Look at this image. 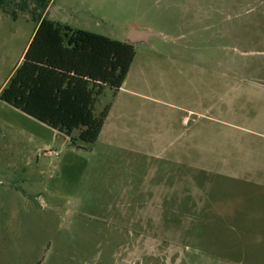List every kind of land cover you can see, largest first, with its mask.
<instances>
[{"label":"rangeland","instance_id":"374dc122","mask_svg":"<svg viewBox=\"0 0 264 264\" xmlns=\"http://www.w3.org/2000/svg\"><path fill=\"white\" fill-rule=\"evenodd\" d=\"M22 1L4 0L16 20L0 8V85L37 26ZM48 13L122 42L160 35L136 47L129 85L149 98L148 132L163 120L173 136L159 158L109 157L0 99V264H264V0H52Z\"/></svg>","mask_w":264,"mask_h":264},{"label":"trees","instance_id":"16d2710c","mask_svg":"<svg viewBox=\"0 0 264 264\" xmlns=\"http://www.w3.org/2000/svg\"><path fill=\"white\" fill-rule=\"evenodd\" d=\"M51 2L22 1L23 13L32 4L30 14L38 28L0 99L71 138L73 146L79 142L92 146L111 110L108 104L97 114L96 104L107 89L116 93L123 87L136 47L50 19ZM0 8L18 19L17 11L8 9L4 0H0Z\"/></svg>","mask_w":264,"mask_h":264},{"label":"crops","instance_id":"0c3cea01","mask_svg":"<svg viewBox=\"0 0 264 264\" xmlns=\"http://www.w3.org/2000/svg\"><path fill=\"white\" fill-rule=\"evenodd\" d=\"M37 28L38 25L28 40L14 69L2 81L0 93L23 63L25 54ZM132 67L123 87L116 93L112 90V101L109 103L111 104V110L96 145H101L106 153L105 155L107 156L108 154L109 157L115 156V154L111 155V149L115 148L119 152H124L133 158H148L150 156L159 158L164 153L163 146L165 141L173 136V126L171 125L166 128L163 120L161 123L158 120H154L156 121L154 125H159V128L153 130L152 134L148 132L150 122H148L146 100L149 98L140 91L134 90L137 87L129 85ZM150 136L152 137L150 138Z\"/></svg>","mask_w":264,"mask_h":264},{"label":"water","instance_id":"95a60500","mask_svg":"<svg viewBox=\"0 0 264 264\" xmlns=\"http://www.w3.org/2000/svg\"><path fill=\"white\" fill-rule=\"evenodd\" d=\"M160 35L154 34L150 31L147 30H138V29H133L127 36L126 42L134 45L137 47L140 44H146L149 45L150 40L153 37H159Z\"/></svg>","mask_w":264,"mask_h":264}]
</instances>
